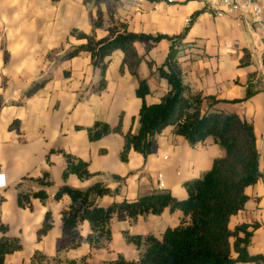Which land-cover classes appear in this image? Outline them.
I'll list each match as a JSON object with an SVG mask.
<instances>
[{
  "label": "crops",
  "instance_id": "crops-1",
  "mask_svg": "<svg viewBox=\"0 0 264 264\" xmlns=\"http://www.w3.org/2000/svg\"><path fill=\"white\" fill-rule=\"evenodd\" d=\"M115 9V19L126 23L129 32L135 34L175 37L186 32L184 42L193 47L180 58L185 82L194 92L220 101L215 108L237 114L253 125L259 169L264 173V36L236 17L213 18L197 1L167 4L158 0H119ZM101 11L102 25L95 28L97 9L83 0H0V181L6 183L0 188V223L8 228V236L18 237L22 244V250L7 255L4 264H30L36 251L51 258L59 254L64 239L62 212L71 199L64 195L57 200L54 195L65 184L77 189L97 182L112 190L121 186L118 195L98 199L101 207L162 191L184 200V183L200 179L224 155L211 141L206 146L192 147L171 127L157 138L156 148L146 160L131 151L129 160L122 162L123 139L119 135L89 140L88 129L96 122L114 128L120 116L124 134L137 131L142 106L136 92L137 80L126 67L121 72L122 51H115L110 58L103 91L95 90L101 72L89 53L61 59L85 44L71 36V31L95 33L97 39L108 35L111 22L105 5ZM196 13L199 15L187 24ZM169 48L167 40L136 44L142 57L138 74L147 79L150 90L147 104L158 103L169 91L167 81L154 74L156 67L165 62ZM150 61L155 63L152 70L147 65ZM243 61L247 64L241 65ZM43 81L41 90L26 95ZM248 88L256 93L244 100ZM238 100L244 101L232 103ZM204 107H208L207 102ZM64 153L86 162L89 172L99 176L82 181L72 175L64 181ZM45 172L53 182L46 189L47 202L33 199L31 209L20 207L19 184L24 178H41ZM112 176L122 178L123 183ZM23 185L28 188L27 183ZM245 193L248 199L243 209L231 217L229 228L247 225L252 231L249 253L264 255V177ZM48 210L53 227L39 241L37 231ZM182 216L181 212L166 209L158 216H140L134 223L113 220L112 241L107 249L95 250L83 242L76 249H61L60 256H87L89 264H104L119 256L136 261L139 251L127 243L124 232L132 236L153 235L161 240L168 228L180 224ZM79 232L84 239L91 232L89 223L83 222Z\"/></svg>",
  "mask_w": 264,
  "mask_h": 264
},
{
  "label": "trees",
  "instance_id": "trees-1",
  "mask_svg": "<svg viewBox=\"0 0 264 264\" xmlns=\"http://www.w3.org/2000/svg\"><path fill=\"white\" fill-rule=\"evenodd\" d=\"M118 2L119 0H83L84 4H91L97 9L95 28L100 27L103 22L102 5L106 6L111 27L108 29V35L100 39H97L95 33L71 31V36L85 41V44L73 48L61 59L70 60L82 52L89 53L93 65L101 72V79L95 90L103 91L107 86L105 75L110 58L115 51H122L124 59L121 72H124L126 67L137 80V97L142 100L138 129L124 134L120 116L119 123L114 128L103 122H96L88 129L89 140L94 142L109 134L119 135L123 139L120 151L122 162L129 160L131 151L139 153L146 160L155 150L157 138L171 127L175 135L185 138L192 147L206 146L211 141L220 147L224 155L216 159L212 169L200 179L184 183L187 191V198L184 200H178L170 192L162 191L139 197L134 201L122 200L108 207H101L98 199L118 195L121 186L112 190L103 182H97L86 189L63 185L54 198L58 200L67 195L71 204L62 212L64 239L59 245V254L51 258L36 251L30 264H89L87 256L80 259H63L60 250L76 249L83 242L95 250L107 249L112 241L113 220L134 223L140 216H158L166 209L182 213L181 222L176 228H168L161 240L153 235L132 236L124 232L127 243L134 244L139 251L138 260L127 261L119 256L116 260L104 264H264V255H251L248 251L252 237L249 227L241 225L234 230L229 228L231 217L243 209L248 199L246 189L264 177V173L259 169L260 154L253 125L237 114L215 108L220 101L194 92L185 82L180 58L186 49L193 47L184 42L186 32L175 37H154L129 32L126 23L115 19ZM198 15L199 13L194 14L191 22ZM162 40H167L170 48L165 62L156 67L154 74L167 81L169 91L158 103L147 104L145 99L150 90L147 79H141L138 74L142 57L137 52L136 44H156ZM246 64L247 62L243 61L241 65ZM147 65L152 70L155 63L150 61ZM252 77L254 76H250L251 79ZM44 86L45 81L36 84L26 95L31 96ZM255 93L256 91L248 88L244 100ZM206 102L207 108L204 107ZM64 157V181L72 175L82 181L99 176L90 173L88 164L81 159L66 153ZM111 179L123 183V179L118 176H112ZM23 183H27L28 188H24ZM52 185L47 172L43 173L41 178H24L18 186V205L31 209L33 199L45 204L49 199L46 189ZM32 186H37V189ZM83 222H88L91 229L84 239L79 232ZM52 227L53 217L48 210L37 231V239L40 241ZM255 228L256 226L253 227ZM0 231V264H4L7 255L22 250V244L18 237L8 236V228L1 223Z\"/></svg>",
  "mask_w": 264,
  "mask_h": 264
},
{
  "label": "built area",
  "instance_id": "built-area-1",
  "mask_svg": "<svg viewBox=\"0 0 264 264\" xmlns=\"http://www.w3.org/2000/svg\"><path fill=\"white\" fill-rule=\"evenodd\" d=\"M167 4H179L197 1L204 5L213 18L236 17L250 25L252 30L264 36V0H158ZM191 19L187 20V24ZM161 177V176H159ZM0 181V188L5 187Z\"/></svg>",
  "mask_w": 264,
  "mask_h": 264
}]
</instances>
